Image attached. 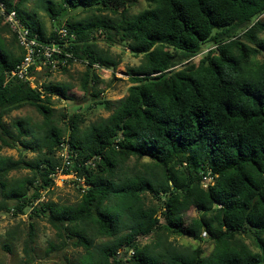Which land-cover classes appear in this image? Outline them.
<instances>
[{"label": "trees", "instance_id": "trees-1", "mask_svg": "<svg viewBox=\"0 0 264 264\" xmlns=\"http://www.w3.org/2000/svg\"><path fill=\"white\" fill-rule=\"evenodd\" d=\"M3 1L40 40L53 38L40 24L24 22L28 0ZM58 1L63 13L97 14L63 25L76 35L73 57L87 62L80 81L86 95L98 97L93 65L117 66L95 50L96 33L111 45L126 44L144 62L128 69L126 97L94 102L113 107L107 118L80 130L84 120L76 111L62 115V128L50 99L69 100L63 86L32 88L7 79L23 53L18 45L17 53L7 48L1 34L16 39L0 19V148L41 154L36 162L0 156V212L21 216L30 210L29 218L45 219L60 246L82 249L77 263L68 264H264V59H258L264 0H146L149 8L131 16L130 0ZM204 46L209 49L198 64L190 63ZM26 105L42 116L34 142L25 140L31 133L21 120H13L14 131L3 121ZM63 142L72 161L63 174L73 172L85 187L75 205L40 202V191L53 185L61 166ZM131 158L149 163L140 174L122 176L121 166ZM20 169L31 176L8 181ZM203 177L212 184L205 188ZM145 194L156 206L144 205ZM192 208L198 215L186 226L183 217ZM202 232L214 244L206 259L198 246L185 253L164 242L178 236L199 243ZM151 238L159 240L141 244ZM49 249L56 250L52 244Z\"/></svg>", "mask_w": 264, "mask_h": 264}, {"label": "rangeland", "instance_id": "rangeland-1", "mask_svg": "<svg viewBox=\"0 0 264 264\" xmlns=\"http://www.w3.org/2000/svg\"><path fill=\"white\" fill-rule=\"evenodd\" d=\"M147 8H149V3L146 0H130L128 15H136ZM22 10L24 22L34 26L40 24L45 34H49L63 26L66 21L83 23L91 19L93 14H96L92 11L82 10L63 13L58 0H28L23 5ZM63 14L64 16H60ZM104 15L116 19V16L109 12L104 13ZM261 20L264 21V16ZM259 36L264 37V33ZM1 37L4 39L8 49L14 53L18 52L17 44L12 41L10 33L4 32ZM93 44L95 45V50L101 56L117 63L115 69L94 68V72L99 78L96 89L97 98L86 95L81 88L80 81L86 70V63L81 60L70 63L64 70H44V73L38 75L33 83L36 87L53 84L63 86L67 90L66 94L69 100L59 96H52L50 99V107L54 110V121L62 128H65L67 124V119L62 118V115H70L76 111L82 114L84 120L79 125L80 130H84L87 126L102 118H107L112 113L113 107L106 108L103 105H95L94 102L106 100L113 103L126 97L128 88L132 85L127 75L128 69L139 66L144 62V57L132 54L126 44L111 45L99 32L96 33ZM208 49L207 46H204L202 53L189 59V62L197 65ZM258 59H264V51L260 53ZM179 68L180 65L176 66V69ZM13 120H21L23 122L24 127L31 133L25 140L34 142L33 137L37 135L39 125L42 123V116L33 107L26 105L4 117L3 121L12 131H14L11 127ZM0 156L9 157L13 160L23 159L28 162H36L41 158V154L38 151L27 150L26 152H20L15 148L6 147L0 148ZM147 163H149L147 159L137 161L131 158L122 164L121 175L132 176L133 174H140L144 169V164ZM30 176L31 172L29 169H20L11 171L7 179L11 182L14 179H23ZM80 186L84 187V182L78 180L73 172L69 174H63V171L58 172L53 177V185L49 189L40 191L39 201H50L59 205H75L81 197ZM143 201L146 207H153L157 204L155 198L150 194H145ZM110 203L113 204V201ZM29 214L30 210H27L26 214L21 216H14L11 212H0V264L77 263L79 255L82 254V249L74 248L72 245L60 246L56 232L46 220L43 218H29ZM197 215V210L192 208L184 215V224L189 226ZM30 224L33 225L32 241L28 238ZM162 236L164 237L165 235ZM156 240L158 241L159 238L142 239L141 244L155 243ZM160 240L163 241V238H160ZM164 242L172 243L179 251L185 253L198 246L202 250V258L204 259L208 258L214 250V244L209 240L208 235L205 238L202 237L199 243L178 236H166ZM246 242L249 244L248 240ZM26 244H28V247H26ZM51 244L55 246L56 250L52 251L49 249ZM26 248L29 249L28 252L25 251ZM158 249L160 248L158 247Z\"/></svg>", "mask_w": 264, "mask_h": 264}, {"label": "built area", "instance_id": "built-area-1", "mask_svg": "<svg viewBox=\"0 0 264 264\" xmlns=\"http://www.w3.org/2000/svg\"><path fill=\"white\" fill-rule=\"evenodd\" d=\"M0 19L15 36L16 43L23 53L21 61L10 71L7 79H17L29 83L32 88H37L33 83L38 75L44 73V70H61L78 60L73 57L70 51L75 44L76 35L67 27L62 26L55 29L54 36L50 41H42L37 33H33L20 21L16 11L8 8L3 0H0ZM93 67L99 66L93 65ZM57 156L61 160V166L57 168V173L71 167L69 145L66 142L59 145ZM203 180L205 188L208 184H212L211 177H203ZM206 236V232H202L201 237L205 238ZM128 254L133 255V251L129 250Z\"/></svg>", "mask_w": 264, "mask_h": 264}]
</instances>
